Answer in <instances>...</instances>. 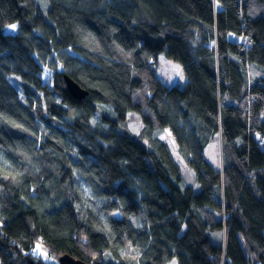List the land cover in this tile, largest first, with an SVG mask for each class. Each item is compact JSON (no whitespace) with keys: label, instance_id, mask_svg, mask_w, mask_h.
Here are the masks:
<instances>
[{"label":"trees","instance_id":"16d2710c","mask_svg":"<svg viewBox=\"0 0 264 264\" xmlns=\"http://www.w3.org/2000/svg\"><path fill=\"white\" fill-rule=\"evenodd\" d=\"M66 254L264 264V0H0V264Z\"/></svg>","mask_w":264,"mask_h":264},{"label":"rangeland","instance_id":"374dc122","mask_svg":"<svg viewBox=\"0 0 264 264\" xmlns=\"http://www.w3.org/2000/svg\"><path fill=\"white\" fill-rule=\"evenodd\" d=\"M156 77L159 79L163 85H165L168 88H171L173 86H177L179 88H183L186 82V79L181 71L180 64L168 57H166L164 54L159 55L157 60V66H156ZM134 113H131L129 115H132ZM130 130L137 134L140 130H142V124L139 122L137 117H135V121L131 119L130 123ZM162 139H165L173 148V152L175 157L178 156L176 143L174 141L173 136L169 131H166V133L161 136ZM205 158L206 160L212 164L215 167L221 168V141L220 139L214 140L212 143H210L206 149H205ZM178 158V157H177ZM182 169H187V174L185 175V185L193 186L196 188L195 181L193 179V171L188 169L184 164L182 165ZM39 245V242L36 243ZM34 256L37 258H40L43 261H51V258H49L48 254L46 253L44 247H41V249L36 253H34ZM174 261L172 264H175Z\"/></svg>","mask_w":264,"mask_h":264},{"label":"water","instance_id":"95a60500","mask_svg":"<svg viewBox=\"0 0 264 264\" xmlns=\"http://www.w3.org/2000/svg\"><path fill=\"white\" fill-rule=\"evenodd\" d=\"M64 79H65L67 91L73 99L80 102L88 96V93L85 90H83L76 82L70 79L68 76H65ZM59 264H86V263L66 254L59 258Z\"/></svg>","mask_w":264,"mask_h":264},{"label":"built area","instance_id":"2783aa9c","mask_svg":"<svg viewBox=\"0 0 264 264\" xmlns=\"http://www.w3.org/2000/svg\"><path fill=\"white\" fill-rule=\"evenodd\" d=\"M36 245L39 246L38 244H36ZM37 246H32L31 249H30L31 252L36 251V249L38 248ZM36 252H37V251H36Z\"/></svg>","mask_w":264,"mask_h":264},{"label":"snow or ice","instance_id":"6c2138e0","mask_svg":"<svg viewBox=\"0 0 264 264\" xmlns=\"http://www.w3.org/2000/svg\"><path fill=\"white\" fill-rule=\"evenodd\" d=\"M12 27L15 28V25H13Z\"/></svg>","mask_w":264,"mask_h":264}]
</instances>
